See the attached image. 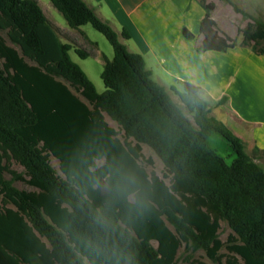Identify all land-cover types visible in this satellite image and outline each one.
Listing matches in <instances>:
<instances>
[{
    "label": "trees",
    "instance_id": "trees-1",
    "mask_svg": "<svg viewBox=\"0 0 264 264\" xmlns=\"http://www.w3.org/2000/svg\"><path fill=\"white\" fill-rule=\"evenodd\" d=\"M50 1L71 29L91 24L102 33L114 58L103 56L99 94L72 60L73 44L62 41L68 35L37 0H0V30L16 46L0 35V264H177L182 244L214 264H264V168L242 138L211 116L215 102L189 82L172 88L177 102L153 79L144 57L130 53L84 0ZM199 3L206 14L197 52L236 47L217 30L215 4ZM235 10L251 19L239 29L241 46L264 56V22ZM122 37L130 39L126 31ZM227 103L223 96L216 104ZM216 133L236 154L231 165L209 147ZM143 145L162 161L169 184L141 165L152 164ZM222 221L232 231L226 242ZM190 264L208 263L192 258Z\"/></svg>",
    "mask_w": 264,
    "mask_h": 264
},
{
    "label": "crops",
    "instance_id": "crops-1",
    "mask_svg": "<svg viewBox=\"0 0 264 264\" xmlns=\"http://www.w3.org/2000/svg\"><path fill=\"white\" fill-rule=\"evenodd\" d=\"M84 1L118 34L122 36V32L126 31L130 35V39L122 37L124 44L130 53L144 57L147 68L158 84L169 92H172V88L182 90V82L203 88L204 96L215 102L212 113L221 108L228 124L239 131L237 136L245 144L252 145V150L258 147L261 150L259 156L264 154V56L241 46L243 36L239 29L244 28L251 19L235 10L238 7L264 22V0H206L215 4L212 18L219 34L229 36L237 45L226 52L205 53L196 50L203 39L200 24L206 14L199 0ZM220 11L222 17L226 13L241 17V22L234 27L235 35L231 34L234 23L229 18L226 21L221 19ZM48 20L62 34L68 35L61 39L64 43L73 44L74 51L77 47L91 45L88 44L85 26L79 30H69ZM185 30L195 39L186 38ZM93 52L101 56L99 50ZM223 96L228 97V103L225 106L217 105Z\"/></svg>",
    "mask_w": 264,
    "mask_h": 264
},
{
    "label": "rangeland",
    "instance_id": "rangeland-1",
    "mask_svg": "<svg viewBox=\"0 0 264 264\" xmlns=\"http://www.w3.org/2000/svg\"><path fill=\"white\" fill-rule=\"evenodd\" d=\"M42 9L44 10L46 16L55 24H57L58 26L65 28V29H69L72 30L66 19L64 18V16L53 6V4L51 3L50 0H39ZM221 14V19H223L224 21L227 20V18H229L228 20L231 21L232 23H234L233 27H232V32L231 34L235 35L236 30L234 29V27L237 26V22H241V17H234V16H228V14L226 13V15L224 17H222V12H219V17ZM107 23V22H106ZM230 28V27H229ZM85 30V34L88 36V40L89 43L91 45H85L83 47H77L78 49H81L82 51H84L85 53L88 54L86 59H81L76 52L74 51V49L70 52L71 58L72 60L77 63L88 75L89 79L92 81V83L94 84L97 92L99 94L104 93L105 91V85L103 83V80L101 78V74L103 72L104 69V59L103 56L107 57L109 60H112L114 58V48L111 45V43L108 41V39L100 32H98L96 29H94V27L91 24H88L84 27ZM0 35H2L6 40L7 43L11 46H14L10 40L8 39L7 35L5 32L0 30ZM119 35V40L121 43H125V40L122 38V36L120 34ZM91 42V43H90ZM125 45V44H124ZM92 46V47H91ZM16 47V46H14ZM95 50H99L101 53V56H96ZM2 62V60L0 59V63ZM61 81H63L76 95H78L85 103H87L88 105L89 102L84 99L80 94H78L75 89L66 81L59 79ZM171 96L177 101L179 102V98L178 96L174 93L170 91ZM184 112L186 114V116L192 120V122H194L193 116L190 115L185 109ZM213 117H215L218 121H220L221 123H223L224 125H226L234 135H238L239 131H237L232 124H228L227 121V116L226 114L222 111L221 108L216 109L212 114ZM105 119L107 121V123L114 128L115 130L119 131V126L113 122L107 115H105ZM259 133V131H257V134ZM120 137L122 138V135H120ZM209 147L214 150L218 155H220L221 157H223L226 161L227 164L231 165L233 163V161L236 159V154L233 151L230 143L224 139L220 134H213L209 141H208ZM252 145L250 144H246V152L248 154H250L251 156H253L255 158V161L258 164H261L264 167V154H261L259 156L255 155L253 153V150L251 149ZM145 158L150 159L152 161V164H148L147 162H143L140 161L141 165L147 170L148 173L154 171L160 178H162L167 184H169V178L167 177V172L165 169L164 164L162 163V161L159 159V157L146 145H143V150H142ZM261 157V158H259ZM98 165H102L104 163V161H98L97 162ZM51 164L52 166L59 171V161L57 159H55L54 157H51ZM13 168L15 170H17L18 172H23L24 169L23 167H21L20 165H18L17 163H13ZM6 178L10 179V175L6 174ZM14 186L20 190H26V191H37L36 188L31 187L25 183L22 182H15ZM1 200V197H0ZM130 200H133V196L130 197ZM171 229H173L171 227ZM232 233L229 225L226 222H221V228L219 230V234H220V239L223 242H226L228 239V236ZM152 245L157 248L158 247V243L156 241L152 242ZM221 253H225L227 254V250L223 249L221 251ZM189 256L191 257L189 259ZM197 259L199 261H203L206 262L208 264H214L206 255V253L204 251H199L197 253L191 254L188 253L186 251V246L185 244H182L180 249L177 252L176 255V263L177 264H190V260L191 259Z\"/></svg>",
    "mask_w": 264,
    "mask_h": 264
}]
</instances>
